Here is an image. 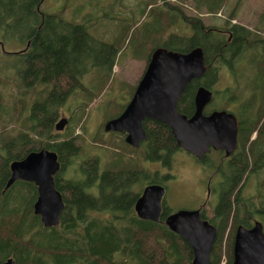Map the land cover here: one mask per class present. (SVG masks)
Returning <instances> with one entry per match:
<instances>
[{"label":"trees","instance_id":"obj_1","mask_svg":"<svg viewBox=\"0 0 264 264\" xmlns=\"http://www.w3.org/2000/svg\"><path fill=\"white\" fill-rule=\"evenodd\" d=\"M156 1L161 3V6L156 5L157 9H149L155 4L147 1L143 10L144 14L148 12V16L155 18L156 28L153 31L156 32V41L149 49L134 48L135 58L146 60L148 66L152 53L159 47L181 53H188L197 47L204 50L207 73L203 79L192 82L179 101V111L189 118L196 111L197 89L205 86L213 91L221 72L227 70L235 82L239 80L240 84H251V73L239 71L240 63L247 62L253 70H257L261 101L253 103L250 100L251 91L242 99L238 88L229 87L218 95L213 91L214 99H228L216 110L240 108L237 114L232 111L239 120L240 137L249 138L261 130V138L264 129V45H256L261 44L256 41L261 30L233 24L235 12L228 14L223 24L206 27L200 19L188 18L184 14L183 0ZM192 1L197 11L205 8L216 15L226 14L228 0ZM43 3L44 0H0L2 50L3 43L14 40L13 37L26 45L31 41V50L20 53L25 68L19 71V79L23 86L46 87L44 94L36 97L27 116L32 123L29 133L18 139L7 138V141L0 137V264L9 258H14L16 264H193L191 246L165 224L171 214L166 205L159 223L141 220L135 212V203L143 189L149 184L165 185V181L172 178L170 174L163 176L159 171L150 172L144 167L127 170L120 164L102 168L98 158L81 161V140L74 129L63 139H60L63 133L52 134L59 121V109L66 100L79 92L90 96L89 88L82 79L88 72L85 67L88 61L111 68L121 52L117 45L124 44V40L109 44L93 38L86 23H71L65 20L64 13L43 11ZM239 5L238 2L235 10ZM180 20L184 21L191 34H177L164 41L167 29L176 26ZM31 28L33 35L25 42V31H31ZM150 31L147 25L144 32L149 34ZM139 39L140 36L133 35L128 43L133 40L134 45ZM98 98L96 96L92 101ZM83 105L88 106L89 103ZM127 105L112 119L120 116ZM70 120L72 123L73 119ZM143 125L148 137L142 144L145 147L144 161L158 163L161 168L170 167L175 154L181 151L170 127L150 119L145 120ZM42 149L56 152L61 164L55 182L66 207L60 226L53 228L44 227L41 218L34 213L39 195L34 183L17 181L6 190L11 178V164ZM258 151L252 146L251 159L246 152L244 161L237 159L233 163H225L226 168L220 170L225 177L217 214L218 224L210 222L203 212L201 214L218 231L211 264L233 263L237 227L249 223L245 216L255 218L258 215L254 206L247 208L244 205L247 203L242 200L240 211L245 216H236L234 227L229 228L233 213L229 190L247 180L252 158L256 160ZM240 156L237 155V158ZM77 159L80 162L74 170ZM254 164L256 170L258 164ZM233 170L237 173L235 177L231 174ZM135 187L139 188L135 190ZM231 231L233 236L228 235L230 245L224 248V235L231 234Z\"/></svg>","mask_w":264,"mask_h":264},{"label":"rangeland","instance_id":"obj_2","mask_svg":"<svg viewBox=\"0 0 264 264\" xmlns=\"http://www.w3.org/2000/svg\"><path fill=\"white\" fill-rule=\"evenodd\" d=\"M151 1L149 9L161 6L156 0H44L43 11L51 13H64L63 17L71 23H86L89 33L93 38L115 44L119 40H124L121 45H117L121 50L117 56L115 64L104 67L93 65L89 60L85 67L88 72L83 76V81L89 88V95L79 92L75 96L69 97L65 104L59 109V120L62 118L73 119L62 132L56 130L52 134L63 133V139L71 129L80 137L82 150L80 160L98 158L102 168H109L113 164H120L122 168H145L150 172L159 171L163 176H175L165 181L167 193L164 198L165 208L170 213L179 210H196L206 196V186L203 183L205 173L201 166L184 150L175 154L170 167H163L158 163L145 162L143 158L144 145L141 149L129 146L125 141V134L107 133L104 130L106 122L121 112L123 106L129 103L133 93L143 76L147 66L146 60L135 58L134 48L149 49L153 43L156 32L155 18L144 14V3ZM183 12L188 18L200 19L206 27L219 26L227 20L228 14L235 12L233 24L245 26L251 30L260 29L259 38L264 41V0H228L225 12L210 13L205 8L197 11L192 0H183ZM240 3L238 10H235L237 3ZM180 4V3H179ZM218 14V13H217ZM156 22V21H155ZM179 22L180 23L179 25ZM150 26L149 34L144 32L146 26ZM177 34H191L184 21H178L174 27L167 29L163 36L164 41L176 37ZM1 35V34H0ZM140 36L135 42V46L128 41L132 36ZM3 37V36H2ZM11 37V36H10ZM6 37V38H10ZM3 43V50L0 46V137L7 141V138L18 139L30 131L31 122L28 120L32 104L36 97L42 96L46 91L44 85L32 87L23 86L20 81L19 71L25 68L21 61L20 53L24 52L26 44L18 38ZM2 43L3 40L0 39ZM27 42V37L25 39ZM129 44V45H128ZM134 46V47H133ZM23 60V59H22ZM24 61V60H23ZM240 72L249 71L251 73V84H240L239 80L234 81L226 71L221 72L219 81L213 85V91L218 95L225 92L229 87L238 88L240 97L245 99L247 93L251 91L250 100L255 103L261 101V91L258 88L259 78L257 70L243 61L240 63ZM20 78V79H19ZM236 84V85H235ZM97 100L92 101L94 97ZM228 99H214L206 108L205 112L211 113L216 108L225 104ZM233 100V99H230ZM131 101V100H130ZM93 102V103H90ZM85 106L83 104H88ZM231 108V106H230ZM235 113L240 110L238 107L232 108ZM237 114V113H236ZM262 129V128H261ZM264 134L256 141L253 148L264 151ZM264 156V154H263ZM79 159L76 160L73 169L78 168ZM219 161L215 160L217 164ZM260 163V162H259ZM255 164L252 162V167ZM101 168V166H100ZM258 175L250 176L245 183L243 192L247 200L253 199L250 194H258L264 197V166ZM260 170V169H259ZM72 171L69 172L71 175ZM139 181V178H138ZM139 187H135L137 190ZM245 200L251 207H255L253 202ZM255 201V200H254ZM239 217H244L243 211L236 212ZM247 219L250 216H245ZM234 227V225H233ZM226 233L223 238L222 247H229L230 242Z\"/></svg>","mask_w":264,"mask_h":264},{"label":"water","instance_id":"obj_3","mask_svg":"<svg viewBox=\"0 0 264 264\" xmlns=\"http://www.w3.org/2000/svg\"><path fill=\"white\" fill-rule=\"evenodd\" d=\"M207 73L204 50L197 47L181 53L159 47L151 55L148 67L140 80L131 101L123 113L106 122L107 133L125 134L126 143L137 149L147 141L144 121L147 119L170 127L177 145L201 160L211 149L225 150L227 155L238 147L239 120L227 110H215L206 115V108L213 102L214 93L205 86L197 89L196 111L187 117L179 111V101L187 87L201 80ZM69 119L62 118L55 130L62 132ZM61 169L56 152L48 149L33 151L26 158L11 164V178L6 190L17 181L34 183L38 199L34 205L35 215L46 228L58 227L66 204L57 189L55 177ZM166 187L162 184L147 185L135 203V212L141 220L159 223L163 209ZM198 210H179L165 220L167 227L187 242L194 254L193 264H211V255L218 238L217 229L204 220ZM232 264H264L263 225L236 230ZM2 264H16L9 258Z\"/></svg>","mask_w":264,"mask_h":264},{"label":"flooded vegetation","instance_id":"obj_4","mask_svg":"<svg viewBox=\"0 0 264 264\" xmlns=\"http://www.w3.org/2000/svg\"><path fill=\"white\" fill-rule=\"evenodd\" d=\"M43 19H44V16H42V20ZM30 21H31V19H30ZM35 34H36V32H35ZM31 35H33L32 28H31V31L27 29V31H25V37H27V39H28V37H30ZM256 41L261 43V44H256V45H260L261 47H263L264 42L261 39L257 38ZM24 50L25 51L31 50V41L27 43ZM223 110H226V109H223ZM227 111L232 112L230 110H227ZM205 114L208 115L210 113L207 114L205 112ZM260 131L255 135L253 134L254 136L252 135L251 137L247 138L246 136L240 137V130H239V132H238V147H237L236 151L229 156L227 155L225 150L216 151L214 149H211L210 153H207L201 160H199L194 155L187 152L195 161H197V163L201 166L202 171L206 175L205 180L203 181V183L206 186V192H205L206 196L203 199V202L201 203V205L196 210L201 209V213L203 212V214H205L206 218L209 219L210 222L213 221L216 224H218L217 214H218V210H219V205L222 202V195L221 194H222V189H223V185H224L223 184L224 183L223 178L225 177V174H223V172L221 173L220 170L226 168L225 163L230 164V163H233L234 160L236 161L237 159H241L244 161L246 152H248V156L251 159V154H252L251 148L256 143V141H258L260 139L259 138ZM262 134H264V129L262 130ZM262 141H264V137H263ZM137 149H141V147L137 148ZM181 150H183V149H181ZM263 154H264V151L259 150L258 152H256V157H255L256 160L252 158V161L254 163L256 162L258 164V167L256 168V170H254V168L252 166L249 167L250 171L252 173L249 171L248 178H250V176L258 175L262 172L261 168H263V166H264ZM237 155H241V156L239 158H237ZM215 160H218L219 162L216 164ZM231 174L234 177L237 176V173H235L234 170L231 172ZM174 177L175 176H173L172 179ZM246 181L247 180H245L244 182L242 181L243 182V183L241 182L242 184L236 185L229 190L228 197H229V201L231 202V205L233 207L232 221L230 222L229 228H231L234 225V220H235L236 215H237L236 210L238 212L240 211V207L242 205V200H244V201L247 200V197H246L245 193L243 192V190L245 188ZM164 186L166 187V184ZM166 190H167V188H166ZM250 195L253 196V199L251 197H248L249 199L247 201L253 202L255 204L258 215L255 218H251V217L248 218L249 223L246 225H240V226H243L246 230H252L255 228L256 222H260L263 225V233H264V197L262 195L260 196L258 194H250ZM244 205L247 208H249L251 206L249 203L244 204ZM210 224H212V223H210ZM213 226L215 227V225H213ZM235 234H236V231H235ZM234 239H235V237H234Z\"/></svg>","mask_w":264,"mask_h":264},{"label":"built area","instance_id":"obj_5","mask_svg":"<svg viewBox=\"0 0 264 264\" xmlns=\"http://www.w3.org/2000/svg\"><path fill=\"white\" fill-rule=\"evenodd\" d=\"M173 2H175V0H172ZM217 15H219V16H221V14L219 13V14H217Z\"/></svg>","mask_w":264,"mask_h":264}]
</instances>
